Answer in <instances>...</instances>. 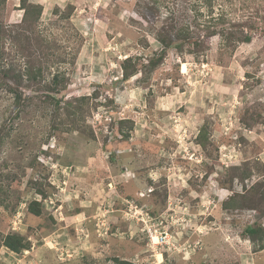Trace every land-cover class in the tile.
<instances>
[{"label": "rangeland", "instance_id": "374dc122", "mask_svg": "<svg viewBox=\"0 0 264 264\" xmlns=\"http://www.w3.org/2000/svg\"><path fill=\"white\" fill-rule=\"evenodd\" d=\"M27 2L0 8V264H264V0Z\"/></svg>", "mask_w": 264, "mask_h": 264}, {"label": "trees", "instance_id": "16d2710c", "mask_svg": "<svg viewBox=\"0 0 264 264\" xmlns=\"http://www.w3.org/2000/svg\"><path fill=\"white\" fill-rule=\"evenodd\" d=\"M28 0H20L21 6L20 9L24 10V16L26 17L27 13L29 12V10L32 9L33 12L36 13V18H39V13H40V7L39 6H30L27 2ZM6 3V0H0V8L3 7ZM209 15H212V12H209ZM224 18H223V17ZM217 17L216 22H213V17L210 19L209 21V26L207 27V37H211L213 36V33H219L220 36L223 37V39L225 40V44H227L229 47H232V45H238L240 43H248L250 42V35L249 34H244L242 32H239L240 27L239 25L235 24V23H231L229 24V28L224 29L223 28V24H224V20H225V16L224 15H217L215 16ZM222 26V27H220ZM239 32V33H238ZM188 35V31L186 30V32L177 29L175 33H173V28L172 27H168V29H162L160 33H158L157 37L158 40L164 44L169 46L172 42L173 39H178V42L181 41V37H187ZM234 45V46H235ZM2 53L0 50V75L4 73L3 71V66H2ZM125 62L123 64V78L124 79H128L130 76V73L128 72V68L126 66ZM152 67V66H151ZM153 68V67H152ZM31 211L38 216L39 215V211L35 210V209H31ZM245 235L250 236V238H255L256 239V235H260L262 237H264V229H261L260 226L256 227V226H248L244 229L243 232ZM3 246L5 248H7L9 251L14 252V253H21L23 252V250H26L29 248L28 243L21 237L18 235H9L6 236L5 239L3 240ZM264 247L260 248L259 250H263ZM118 264H132L130 262L127 261H119L116 260Z\"/></svg>", "mask_w": 264, "mask_h": 264}, {"label": "built area", "instance_id": "2783aa9c", "mask_svg": "<svg viewBox=\"0 0 264 264\" xmlns=\"http://www.w3.org/2000/svg\"><path fill=\"white\" fill-rule=\"evenodd\" d=\"M163 233H164V232H161V235H160V241H161V242H163V236H164ZM156 237H157V235H156Z\"/></svg>", "mask_w": 264, "mask_h": 264}]
</instances>
